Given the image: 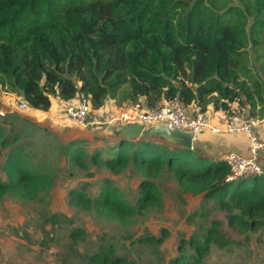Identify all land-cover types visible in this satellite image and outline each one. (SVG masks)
Returning a JSON list of instances; mask_svg holds the SVG:
<instances>
[{"label":"trees","instance_id":"1","mask_svg":"<svg viewBox=\"0 0 264 264\" xmlns=\"http://www.w3.org/2000/svg\"><path fill=\"white\" fill-rule=\"evenodd\" d=\"M233 13L242 12L230 7L217 13L205 0H0V90L41 112L51 111L53 101H58L66 113L84 96L88 121L93 123L82 128L101 124L97 118L106 101L116 99L123 88L127 91L122 101L132 105L144 100L152 107L178 97L186 109L197 103L207 111L212 105L229 118L238 109L248 116L247 107L255 116L261 104V116L264 83L250 75L245 62L249 32L245 24L232 23ZM254 13L251 37L259 34L258 26H264V0H258ZM253 43L259 44L256 39ZM0 119V146L9 150L3 164L5 177L0 176V202L8 196L23 202L37 200L53 188L57 175L50 164H36L30 149L19 143L18 135L12 137L14 130L7 126L25 125L29 133L36 128L34 132H43V137L52 132L15 113L0 114ZM111 142L91 151L88 140L73 139L57 144V155L63 154L72 169L98 167L113 173L135 169L147 178L137 208L109 179L95 198L86 186L71 190L72 206L129 225L161 200L157 181L168 172L183 195L216 201L235 230L247 234L264 227V175L229 180L230 167L224 159L158 138L130 141L114 136ZM62 219L69 220L54 215L48 222L59 224ZM86 234L83 229L72 230L75 247ZM167 237L164 231L160 237L142 236L139 242L160 247ZM234 244L215 221L185 242L168 264H204L213 246ZM79 255L80 264H135L119 256L112 245Z\"/></svg>","mask_w":264,"mask_h":264},{"label":"rangeland","instance_id":"2","mask_svg":"<svg viewBox=\"0 0 264 264\" xmlns=\"http://www.w3.org/2000/svg\"><path fill=\"white\" fill-rule=\"evenodd\" d=\"M205 1L207 6L217 13L230 7H238L242 12H234L231 20L234 25L245 24L250 38L245 62L251 70L250 75L264 83V26H256L259 34H252V37L250 35L255 21L253 12L258 0ZM229 19L230 17H227V20ZM253 39L259 44L254 46ZM242 79L244 78L241 77ZM126 91L127 88H123L116 99L106 101L101 116L97 118L102 124L93 128H82L68 120L63 108L56 103L49 113L37 110L23 111L19 108L22 102L19 98L0 90V113H15L52 132L51 135L43 137V132H34L36 128L29 133L24 130L25 125L5 124L9 129L13 128L12 137L18 135L19 143L26 144L30 149L29 156L36 164H50L57 175L53 188L37 200L23 202L8 196L0 202V264H80L82 256L79 254L91 255L99 251L100 246L105 248L109 245L115 247L119 256L129 257L135 264H168L179 256L185 242L195 235L197 238L201 229L210 227L215 221L220 222L223 231L237 244L227 248L213 246L204 264H264V227L258 232L247 234L235 230L229 225L227 212L221 210L216 201L183 195L175 177L168 172L158 177L161 200L133 218L129 225L102 218L94 211L81 210L70 204L71 190L86 186L90 195L95 198L104 186V181L109 179L123 192L128 203L137 208L140 187L147 178L135 169L128 168L119 173L98 167L91 169V172L85 171L84 168L72 169L71 163L65 160L63 154L57 155V144L73 139L88 140L91 143V151L113 145L111 133L107 132L102 136L95 131L96 128H103V123L108 122L123 108L145 106L144 100L136 105L123 102L122 94ZM236 112L240 113L241 110ZM1 122L2 119L0 125ZM212 122L215 123L213 119ZM105 131L109 130L106 128ZM53 133L57 136L52 135ZM8 151L0 146L2 177H5L3 164ZM54 215L65 216L70 221L62 219L59 224L49 223L48 219ZM78 228L85 230L87 234L85 240L75 247L70 234L73 229ZM164 231L168 237L160 247L139 242L142 236L160 237ZM189 252L193 253L192 249H189Z\"/></svg>","mask_w":264,"mask_h":264},{"label":"built area","instance_id":"3","mask_svg":"<svg viewBox=\"0 0 264 264\" xmlns=\"http://www.w3.org/2000/svg\"><path fill=\"white\" fill-rule=\"evenodd\" d=\"M20 110H30V107L21 102ZM65 116L81 127H88V101L84 96L77 105L68 106ZM0 114L4 115L3 112ZM212 115L205 111L201 105L194 103L186 109L181 100L176 97L173 100H163L155 106H131L121 109L107 122L109 125L121 123L130 125L140 123L144 130L158 126H164L170 131H183L198 135L206 131L213 134L244 133L249 137L250 156L244 157L236 153L224 157V161L230 167L229 180L241 176H262L264 170L259 163L260 151L264 149V143L259 140L256 129L264 125V114L251 118L241 113H235L225 118L222 123L214 124Z\"/></svg>","mask_w":264,"mask_h":264},{"label":"crops","instance_id":"4","mask_svg":"<svg viewBox=\"0 0 264 264\" xmlns=\"http://www.w3.org/2000/svg\"><path fill=\"white\" fill-rule=\"evenodd\" d=\"M55 103L58 106V104H59L58 101L57 102L55 101ZM55 103L53 101L52 109L54 108ZM261 107H262L261 104H259L258 107L256 108V111H254L255 116L250 115V111L247 107V108H245L246 114L248 116L250 115L251 118L258 117L259 116L258 113H259ZM207 111L214 117V122L216 124L222 123L223 120L225 119L224 113L222 111L214 110L212 105H210L207 108ZM101 113H102V111H101ZM91 123H93V121H91ZM97 124H99V123H97ZM112 127L104 125V127H103L104 129L101 127H98L100 129H102L100 132H98L100 130L98 128H96V130L94 128V130L97 131V133L102 134V136H103V134L106 135L105 133L108 132V134L111 133L110 134L111 137H114L115 135L112 132ZM106 128L109 131H105ZM256 134L259 137V140L262 143H264V125L260 126L256 129ZM194 150H197L201 154H203L207 157H210V158L215 157V158H219V159H224L225 156L232 154V153H236V154H239V155L244 156V157H249L250 156V142H249V137L244 133L213 134L210 131H206L204 133L195 135ZM259 163L264 170V149H262L260 151Z\"/></svg>","mask_w":264,"mask_h":264},{"label":"water","instance_id":"5","mask_svg":"<svg viewBox=\"0 0 264 264\" xmlns=\"http://www.w3.org/2000/svg\"><path fill=\"white\" fill-rule=\"evenodd\" d=\"M112 132L115 136L124 140L132 141L142 137L158 138L165 143L194 150V134L183 131H170L164 126L144 130L143 125L140 123L130 125L117 123L112 127Z\"/></svg>","mask_w":264,"mask_h":264}]
</instances>
